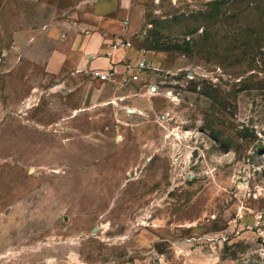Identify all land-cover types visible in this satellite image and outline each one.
<instances>
[{
  "label": "rangeland",
  "instance_id": "1",
  "mask_svg": "<svg viewBox=\"0 0 264 264\" xmlns=\"http://www.w3.org/2000/svg\"><path fill=\"white\" fill-rule=\"evenodd\" d=\"M134 15L137 79L0 71V264H264V0Z\"/></svg>",
  "mask_w": 264,
  "mask_h": 264
},
{
  "label": "crops",
  "instance_id": "2",
  "mask_svg": "<svg viewBox=\"0 0 264 264\" xmlns=\"http://www.w3.org/2000/svg\"><path fill=\"white\" fill-rule=\"evenodd\" d=\"M145 1L0 0V71L10 70L16 60L21 71L41 66L47 74H58L115 63L120 72L123 65L116 63L130 56V49H117L97 60L108 51L112 37L138 27L134 14Z\"/></svg>",
  "mask_w": 264,
  "mask_h": 264
},
{
  "label": "built area",
  "instance_id": "3",
  "mask_svg": "<svg viewBox=\"0 0 264 264\" xmlns=\"http://www.w3.org/2000/svg\"><path fill=\"white\" fill-rule=\"evenodd\" d=\"M128 21H124V25H127ZM110 51L109 54L117 49H127L130 48L132 45L130 41L123 36L116 35L112 37L110 43L108 44ZM2 55L0 53V60L2 58ZM123 62L124 66V71L130 70L131 72V78L132 79H137L138 74L145 69L150 67V59L147 58V56L144 55V51L136 58L132 59L131 56H125L124 58L121 59ZM115 74L114 68L113 67H108L106 69H101L98 71V76L100 79H105V80H111L113 75Z\"/></svg>",
  "mask_w": 264,
  "mask_h": 264
},
{
  "label": "water",
  "instance_id": "4",
  "mask_svg": "<svg viewBox=\"0 0 264 264\" xmlns=\"http://www.w3.org/2000/svg\"><path fill=\"white\" fill-rule=\"evenodd\" d=\"M150 90L155 91L156 90V86L155 85L150 86ZM128 111L132 112L133 109L129 108Z\"/></svg>",
  "mask_w": 264,
  "mask_h": 264
}]
</instances>
